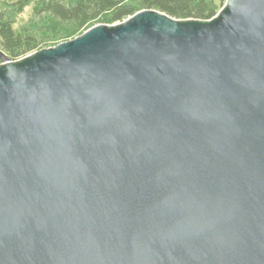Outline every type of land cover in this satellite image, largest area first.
Masks as SVG:
<instances>
[{
    "label": "water",
    "instance_id": "obj_1",
    "mask_svg": "<svg viewBox=\"0 0 264 264\" xmlns=\"http://www.w3.org/2000/svg\"><path fill=\"white\" fill-rule=\"evenodd\" d=\"M224 1L0 53V264H264V0Z\"/></svg>",
    "mask_w": 264,
    "mask_h": 264
},
{
    "label": "trees",
    "instance_id": "obj_2",
    "mask_svg": "<svg viewBox=\"0 0 264 264\" xmlns=\"http://www.w3.org/2000/svg\"><path fill=\"white\" fill-rule=\"evenodd\" d=\"M224 5V0H0V53L18 61L96 25H115L143 10L179 20L209 21ZM29 8L31 17L19 26V17Z\"/></svg>",
    "mask_w": 264,
    "mask_h": 264
},
{
    "label": "rangeland",
    "instance_id": "obj_3",
    "mask_svg": "<svg viewBox=\"0 0 264 264\" xmlns=\"http://www.w3.org/2000/svg\"><path fill=\"white\" fill-rule=\"evenodd\" d=\"M31 14H32V9L29 8L25 11V13L19 17L18 19V25L21 26V25H24L26 22H28L29 18L31 17Z\"/></svg>",
    "mask_w": 264,
    "mask_h": 264
}]
</instances>
